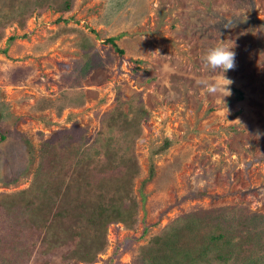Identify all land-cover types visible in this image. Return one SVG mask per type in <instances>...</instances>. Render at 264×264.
<instances>
[{"label":"rangeland","instance_id":"rangeland-1","mask_svg":"<svg viewBox=\"0 0 264 264\" xmlns=\"http://www.w3.org/2000/svg\"><path fill=\"white\" fill-rule=\"evenodd\" d=\"M221 43L236 53L235 69L225 73L234 81L224 98L228 113L196 84L209 76L203 54ZM85 53L99 65L83 73ZM63 98L73 105L56 115ZM119 104L123 113L127 104L144 111L132 147L138 172L128 187L135 228L108 224L104 249L88 264H144L152 238L187 214L199 213L202 226L264 215V0H72L68 12L33 9L0 27V264L74 263L73 242L45 238L49 229L15 241L12 210L1 201L31 193L59 133L76 126L82 150L98 148L101 118ZM164 139L171 145L155 154ZM59 208L46 207L47 225ZM260 244L254 264H264V235Z\"/></svg>","mask_w":264,"mask_h":264},{"label":"trees","instance_id":"trees-1","mask_svg":"<svg viewBox=\"0 0 264 264\" xmlns=\"http://www.w3.org/2000/svg\"><path fill=\"white\" fill-rule=\"evenodd\" d=\"M1 1L5 11L0 18V27L10 17H23L33 9H46L61 14L68 12L72 6V0ZM108 43L121 53L112 38L108 39ZM83 58V73L99 65L98 60L87 53ZM233 92L238 100L242 98L239 91ZM59 102L56 115L60 114L63 106L73 105L70 99L63 98ZM80 102L81 99L75 103ZM143 115L140 106L134 108L132 104H127L124 113L120 111V104L116 106L114 111L101 118L98 133L101 144L98 148L82 150L85 139L76 126L56 135L49 143L51 165L43 168V174L36 173L31 193L25 192V198L1 201L3 207L12 210L14 227L9 233L17 236L15 241L28 240L44 229H49L45 238L53 237L55 233L73 242V264H88L93 263L97 255L102 253L108 224L119 222L133 230L134 200L128 187L138 172L132 147ZM170 145L171 141L164 139L154 153L163 154ZM72 166L77 169L75 176L56 178L63 169L69 172ZM147 173L148 179L154 174L151 163ZM29 194L30 199H27ZM66 196L67 199H64ZM55 202H59L60 208L55 210L51 216L54 221L48 226L46 218L49 212L46 207ZM198 215L187 214L177 219L162 235L153 237L149 246L142 251L144 264H201L209 261L225 264L231 259L236 264L244 261L253 264L258 262L254 255L262 251L260 238L264 235V215L240 214L235 220L215 218L208 226H202ZM0 251L3 252V247ZM109 262L110 258L107 264Z\"/></svg>","mask_w":264,"mask_h":264},{"label":"clouds","instance_id":"clouds-1","mask_svg":"<svg viewBox=\"0 0 264 264\" xmlns=\"http://www.w3.org/2000/svg\"><path fill=\"white\" fill-rule=\"evenodd\" d=\"M234 47V44L228 47L221 43L217 46L208 48L201 59L204 69L209 76L197 79L196 81V84L204 89L206 95L214 96L221 100L227 113L228 109L225 106L224 98L232 95L230 86L234 81L228 78L225 73L234 70L236 67V53L233 51ZM211 74H215V77L211 78ZM259 135L260 134L257 133V136Z\"/></svg>","mask_w":264,"mask_h":264}]
</instances>
